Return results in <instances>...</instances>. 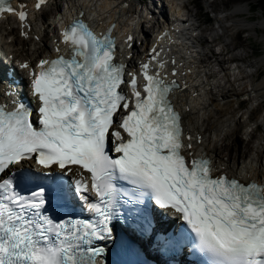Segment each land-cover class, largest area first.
I'll use <instances>...</instances> for the list:
<instances>
[{
    "label": "snow or ice",
    "instance_id": "1",
    "mask_svg": "<svg viewBox=\"0 0 264 264\" xmlns=\"http://www.w3.org/2000/svg\"><path fill=\"white\" fill-rule=\"evenodd\" d=\"M13 11L0 0V12ZM18 17L23 25L25 11ZM60 36L63 52L19 64L27 99L0 104V264H105L96 242L117 243L113 219L122 207L139 214L146 199L184 222L207 264H264V186L214 174L192 154L169 99L175 82L149 63L137 73L117 62L111 28L97 34L73 17ZM66 185L93 219L48 214Z\"/></svg>",
    "mask_w": 264,
    "mask_h": 264
},
{
    "label": "bare ground",
    "instance_id": "2",
    "mask_svg": "<svg viewBox=\"0 0 264 264\" xmlns=\"http://www.w3.org/2000/svg\"><path fill=\"white\" fill-rule=\"evenodd\" d=\"M119 1L120 0H54L52 5H54V11L57 12V14L53 17L52 21L56 23L64 17L65 13L67 15L70 14L69 11L72 8H75V10L80 13L82 6L84 17L86 19H93L97 24L108 19L115 21L116 23L128 21L132 24L135 15L131 16L129 13L123 11L117 5ZM62 2L63 5L61 7ZM187 6H190L191 9L198 8L196 2L193 0H191V2L187 0ZM137 7L138 3L135 8L132 7V10L137 9ZM187 9V13L190 12L188 21L192 26L199 27L196 19L198 16L197 12L192 13L189 8ZM65 10L66 12H63ZM239 11V9H234L232 12L235 14ZM46 17L47 16L36 20V24H51L46 22ZM229 22V26L233 29L243 26L249 31H255L257 28L264 30V20L252 22L248 20L244 21V19L231 18ZM46 25L42 29L38 27L37 33H43ZM221 25H223V21H221ZM225 27L228 26L225 25ZM201 31L203 30L199 29V35L197 34L194 39H190L192 46V49H190L192 52L191 62L193 64L197 63V65H194L195 71L189 75V77H192L193 79V84H190L191 87L186 89L188 93H191L192 89H194V91L199 94V97L197 96V98H195L196 100L190 102V111H185V109L182 108L184 111L181 114L183 124L187 126L188 131L192 134L200 135L201 137L200 143H195L196 139L194 138L193 148L191 150L197 154L201 153V155L206 156L212 161L214 169L222 171L225 175L231 174L245 181H247V177H249L251 180H255V183L264 186V111L260 114H256L257 116H255L254 120L251 121L249 119L250 115L253 114V112L255 113L256 109L264 103V75L262 78L254 80L251 76L250 79H252L253 82L249 84L247 83L244 86L241 85L238 89L233 88L236 85L235 83L239 80H236V77L232 81L227 78L226 82L223 84L218 83L216 80L218 75H230V72L235 70H237V73H235L237 75L241 74L243 69L240 68L239 64L235 65V68L230 66L229 68L221 69L223 62L220 60L215 61L216 67L220 69L218 71L213 68L211 69V62H205L206 53L204 54L202 51L204 44L210 42L206 37L207 42H204V38L202 37L204 35ZM9 36L13 37L12 40L15 38L12 31L7 32L6 36L0 38V51L5 52L6 55L12 53L14 58H18L20 56L17 54V52H19L17 48L16 50L10 49L9 51H4L6 49H3L5 44L2 40ZM16 41L18 44L22 42L19 38L16 39ZM29 48L34 50L40 49L39 51H32L31 55L28 57L29 59L31 57L39 56L40 53H48V46L45 42L43 43L42 40L37 43L29 44ZM221 53H218L217 56H222ZM201 64L204 65L201 66ZM252 64H254L255 66L253 65V67L256 68L264 67V54ZM256 65H259V67ZM184 91L185 88H183V92L174 95L173 99L175 103L179 100L182 102H188L190 100L187 93ZM241 96H247V99L245 100L248 101V104H251L252 102L258 103H256L255 106L251 105L247 110L245 109L246 111L244 110L245 112L241 113V110L239 109V105L241 104L239 98ZM205 116L208 117L207 121H209V130L212 133V135L209 136H206V133L209 131L206 129L203 130L206 121ZM239 126H242L244 130L243 134L248 139V142L254 137L255 132L260 129L261 131L257 142L252 146L248 156L245 157L244 153H240V155L234 157L232 161L228 159L224 160L225 157L222 158L220 156V149L222 148L223 150V148H226L225 146L228 144L226 141L231 139L232 136L230 135L233 134L232 132L237 130V127ZM250 128L252 129L249 130ZM230 145L231 144H228V146Z\"/></svg>",
    "mask_w": 264,
    "mask_h": 264
},
{
    "label": "rangeland",
    "instance_id": "3",
    "mask_svg": "<svg viewBox=\"0 0 264 264\" xmlns=\"http://www.w3.org/2000/svg\"><path fill=\"white\" fill-rule=\"evenodd\" d=\"M197 4L199 5L200 9L197 11L194 9H191L189 6L188 8L191 10V12L195 13L197 12V19L199 21L200 27L203 30L202 36L204 38V42H207L206 38L210 36L209 30L210 25L206 24L204 14H208L210 18H212L216 23H218V27H215L213 29L214 36L213 39L217 40V48L221 47L223 48L220 50L222 53V56H216L211 60L210 67H215L214 70H216V62L215 61H222L223 66H221V69L223 68H229L230 66L234 67L235 65L239 64L240 68L243 69V72L241 74H235L237 73V70L230 72V75H224L220 74L217 77L218 83H224L226 82L227 78L232 81L235 77L236 80H238L233 88L238 89L241 85H246L247 83L253 82L254 79L262 78L264 75V67L260 71L256 67H253L256 59L254 60V57H260L264 54V30L262 29H256L255 31H249L245 29V27H239L233 29L230 24L231 18H238V19H244V21H260L264 20V5L262 0H195ZM63 5V2L61 4V7ZM57 6V4H56ZM54 5L50 6L43 14L44 16H53L54 15ZM64 8V7H63ZM234 9H239L240 11L233 14ZM221 21H223V25H221ZM204 22V23H202ZM227 25L228 27H225ZM9 24H3L0 27V32L5 33L7 32V28L9 27ZM223 26V27H222ZM221 27V29H219ZM223 31V34L219 36V34ZM7 34V33H6ZM6 36V35H5ZM206 37V38H205ZM7 39V38H6ZM6 39H3L2 41H8ZM207 44H204L203 46V52H208V48L210 47ZM14 48V47H13ZM11 48V49H13ZM24 48V47H23ZM19 56H22L24 52H18ZM257 58V59H258ZM230 62H228V61ZM233 60V61H232ZM233 63V64H231ZM243 63V64H242ZM222 64V63H219ZM255 66V65H254ZM259 67V65H256ZM235 68V67H234ZM262 68V67H261ZM218 71V70H217ZM253 77V80L250 79V77ZM241 104L239 105V109L241 110V113L245 112L248 107H251V105L255 106L258 102H252L251 104H248L247 96H241L240 98ZM236 105V104H235ZM246 109V110H245ZM245 110V111H244ZM262 111H264V103H262L261 106H259L256 109V112L250 115L249 119L252 121L255 119L256 114H260ZM208 117L205 116V123L203 126V130L206 129L209 131L206 133V136L212 135V133L209 130V121H207ZM207 126H206V125ZM253 127V126H252ZM250 128L249 130H251ZM260 129L255 132L254 137L248 142V139L243 134L244 130L242 126L237 127V130L233 131L230 136L231 139H228L226 142L228 144H231L230 146H225L226 148L220 149V156L222 158L228 159L230 161L233 160L234 157H238L240 153H244V156H248L250 153L252 146L256 144L257 139L260 134ZM211 133V134H210ZM214 137V136H213ZM211 143V142H210Z\"/></svg>",
    "mask_w": 264,
    "mask_h": 264
},
{
    "label": "water",
    "instance_id": "4",
    "mask_svg": "<svg viewBox=\"0 0 264 264\" xmlns=\"http://www.w3.org/2000/svg\"><path fill=\"white\" fill-rule=\"evenodd\" d=\"M263 1V5H264V0H262Z\"/></svg>",
    "mask_w": 264,
    "mask_h": 264
}]
</instances>
